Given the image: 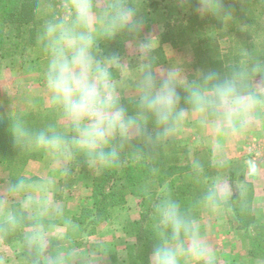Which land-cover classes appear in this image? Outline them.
Returning a JSON list of instances; mask_svg holds the SVG:
<instances>
[{
	"label": "clouds",
	"instance_id": "clouds-1",
	"mask_svg": "<svg viewBox=\"0 0 264 264\" xmlns=\"http://www.w3.org/2000/svg\"><path fill=\"white\" fill-rule=\"evenodd\" d=\"M144 3L63 0L58 5L48 0L37 44L44 58L45 101L63 126L49 123L31 130L13 113L11 126L18 144L44 149L65 164L82 156L100 174L119 168L125 156L135 160L145 148L179 136L192 115L201 126L210 125L218 133L235 131L252 108L264 103V96L250 89L246 69L224 79L206 72L189 80L179 64L158 68V39L142 35L147 27ZM201 7L221 11L218 3L209 0H201ZM117 38L129 44L135 63L106 49V43ZM257 87H264V82ZM220 149L217 143L214 151ZM63 171L66 174L67 167ZM26 190L23 180L9 188L13 193ZM227 192V188L210 191L202 201L204 207L221 210ZM34 202L39 201L29 195L26 203ZM153 215L155 243L149 264H217L201 226L170 193H163L153 205ZM8 223L15 227L17 217L10 213Z\"/></svg>",
	"mask_w": 264,
	"mask_h": 264
},
{
	"label": "crops",
	"instance_id": "crops-1",
	"mask_svg": "<svg viewBox=\"0 0 264 264\" xmlns=\"http://www.w3.org/2000/svg\"><path fill=\"white\" fill-rule=\"evenodd\" d=\"M143 15L147 27L142 35L155 36L158 39L156 49L158 68L168 69L179 64L189 80L198 79L194 68L195 62L193 59L189 60L191 57L184 60L180 47L173 48L170 43H161L162 35L166 31L165 19L173 22L172 18L167 17L163 0H145ZM105 47L108 51L121 53L130 63L136 62L135 57L129 55L130 46L126 41H120L117 38L107 42ZM158 49H161V56L157 55ZM43 65L44 58H38L26 63L24 71L14 70L12 67L7 68L6 71L1 69V101L3 102L2 99L15 101L17 111L24 101L40 102L47 106L43 89ZM258 84V82L252 84L254 92L258 96H264V90L257 87ZM127 98L126 92L125 99ZM20 102L23 103L19 104ZM56 119L57 127H62L63 122L58 115ZM169 142L174 144V162L179 164L187 162L192 167L199 164V168L207 165L210 173L214 171L207 179L210 191L228 189L227 201L221 210L213 212L202 205L196 220L201 226L205 241L217 255V264H264V236L258 244L262 248L256 247L255 241L258 231L264 232V103L252 108L242 125L235 131L225 130L223 133H218L210 125L201 126L198 117L192 115L182 134ZM217 143L221 145L219 152L214 151ZM47 154L42 160L29 161L22 170L21 176H10L0 163V223L8 221L9 214H13L16 206L23 207L27 215H30L32 222L33 217H39L38 222L26 227L22 232L23 243L25 241L32 246L34 261L25 258L22 252L15 248L17 243L14 245L6 243L0 234V264H122L124 257H120L126 252L127 246L133 245L132 237L126 235L124 243L125 241L128 243L124 248L117 249L115 253L113 251L105 253L104 250L108 251L110 246H118L117 243L111 241V238L99 239L109 236L113 232L112 229H118L124 233L126 223L140 219L137 207L133 205L135 197L128 196L124 206L112 210L119 218L118 220L108 219L107 223L97 228L98 233L86 234L87 239L83 244L75 246L76 244L69 239L68 226L58 219H63L64 213L67 214L71 206L73 207L75 188H79L78 183L72 181L67 188L64 176H58L59 171L51 170V164L48 165L51 162L54 165L60 158ZM60 161L63 165V160ZM218 161H224V163ZM72 162L74 163L73 160L68 163ZM235 166L240 169L237 171ZM61 178L62 199L55 195L59 192L53 191L51 187L36 191L35 186L40 188L43 183L44 186L46 183H51L52 187L59 188ZM19 180L25 182L27 190L20 193L9 191L10 186ZM244 185H250L252 188L250 202L252 221L241 226V217L237 216L239 213L237 211L236 214L234 208L237 209L241 199H244ZM80 188L89 190L91 186H80ZM29 195L34 200H38V203H34L42 208L34 216L31 212L33 208L30 209L34 203H26ZM77 195L78 198L82 197ZM60 202L62 204H59ZM83 203L82 197V201L78 202L77 206L80 208ZM56 207H59V212L55 211Z\"/></svg>",
	"mask_w": 264,
	"mask_h": 264
},
{
	"label": "trees",
	"instance_id": "trees-1",
	"mask_svg": "<svg viewBox=\"0 0 264 264\" xmlns=\"http://www.w3.org/2000/svg\"><path fill=\"white\" fill-rule=\"evenodd\" d=\"M47 2L48 0H0V53L5 51L4 46L9 41L4 36L6 24L15 25V38L19 39L23 47L36 45L41 15ZM163 2L167 17H174V20L170 22L165 19L166 31L161 38L162 44L170 43L173 48L191 46L196 57L194 67L202 73L215 72L220 79H224L240 69H246L248 85L253 91L254 80L264 82V0H209L210 3L221 6L218 13L204 11L201 0ZM206 25H213L220 39L229 38L230 52L221 53L217 42L206 37ZM160 52L161 49H158V56L162 55ZM11 124V117L0 108V163L13 169L22 168L37 158L29 146L16 142ZM173 148L174 144L169 141L145 148L137 159L125 156L121 163L125 165L98 174L91 184L92 208L83 207L79 219L84 220L95 209V223H100L110 218L113 208L125 204L127 196L139 197L143 202L150 197L154 205L167 192L181 204L183 210L197 220L202 201L210 192L207 179L212 173L207 165L192 169L187 164L174 162ZM109 183H113V186L106 193L105 188ZM149 184L155 185L158 191H150ZM245 187L244 199H241L237 209L234 208L236 214L237 211L239 213L237 216L241 217V226L252 221V188L250 185ZM13 214L18 220L15 227L8 221L0 223V234L11 245L18 240L23 229L32 225L25 214L20 212L19 206L15 207ZM155 225L151 202L142 204L140 220L128 224L131 228L130 237L137 244L135 260L140 264H144L155 243ZM263 236L264 234L257 233L256 247L262 248L258 244Z\"/></svg>",
	"mask_w": 264,
	"mask_h": 264
},
{
	"label": "rangeland",
	"instance_id": "rangeland-1",
	"mask_svg": "<svg viewBox=\"0 0 264 264\" xmlns=\"http://www.w3.org/2000/svg\"><path fill=\"white\" fill-rule=\"evenodd\" d=\"M54 2L59 5L60 3L63 2V0H55ZM44 10H45V8H44ZM172 19L174 20V17H172ZM14 28H15V25H12V24L11 25L6 24L4 26V36H5V39H6V37H8L9 41H7V43L4 46L5 51L0 53V70L2 69L3 71H6L7 68H11V67L14 70H18V71L23 70L24 71L25 70L24 66L26 65V63H29L30 60L38 59V58L43 59V56H42V54L39 50L38 44H37V40H36V45L34 47H26V48L23 47V44L19 43V39L15 38L16 30ZM204 32H205V35L207 38L217 42L221 53L226 54V53L230 52L231 42L229 41V38L220 39L217 36L218 33H217V31L213 25H206L204 27ZM12 44H14V45H12ZM16 44H18L17 48H16ZM180 53L182 54L181 55L182 59L188 60V58L191 57L189 60L193 59V61L196 62L195 52L191 46H189V45L181 46L180 47ZM1 54L3 57L1 56ZM195 70H196L197 76L200 73H202V71L200 69L195 68ZM254 82L259 83L258 80H254L252 82V84ZM260 88L262 90H264L262 87H260ZM1 96H2V91L0 89V108L2 109V111L8 117H11V115L13 113L19 115L24 120L26 126L29 129L39 130L41 128L46 127L49 123H55L57 125V122H56L57 121V119H56L57 115L55 113H53L48 108V106H45L43 103H40V102L30 103V102H26V101H24V103L20 102L19 104L23 103V105L22 104L19 105V107H18L19 109L17 111L15 101H12L9 99H7L5 101V99H2L3 100V102H2ZM29 149L32 152H34L36 155L37 159L33 160V161H37L39 159L42 160L43 158H45V156L48 155L47 154L48 152L44 149L34 148L31 146H29ZM174 158H175V156H174ZM60 160L61 159H58V161H57L58 163L56 162L54 165L52 164V162L48 163V165L51 164L50 165L51 170L59 171L58 176H64V178H65L64 182H65V186H67V188H69V183L72 181H76L78 183L77 186L79 188H75L76 192H75V197H74L75 201L73 203V207L71 206L70 211H68L67 214L64 213L63 219H58V221H61L66 226H68L69 239L72 240L74 242V244H76L75 246H79V245H82L83 242L87 239V238H85L86 234L90 233V235H94V234L98 233L97 228H100L105 223H107L106 221H108V219L103 221V222H100V223H95V221H96V219H94L96 216L95 209L92 211L91 214H87L89 216H87V218L85 217L84 220L79 219V217L81 216L82 208L83 207L92 208V203H93V200L91 199L92 189L90 188L88 190L87 188H84V189H87V190H84V189H81L80 186L81 187L82 186L83 187L84 186L85 187L91 186L93 180L98 176V174L94 170H92L91 168L88 167V165L86 164V162L82 156H77L76 158H74L73 159L74 163L72 162L71 164L70 163L65 164V162L63 161V165H62V161H60ZM182 164H187L192 169L196 168V167H192L187 162H184ZM2 165L4 166V168L6 169V172L10 176H21L22 170L25 167V166H23L22 168L17 167L15 169H13L11 166L7 167L4 164H2ZM123 165H125V163ZM123 165H121V167ZM65 167H67V169H68L66 174L63 171V169ZM235 169L238 171L240 168L238 166H235ZM73 177L75 179H73ZM90 177H92V178H90ZM59 183H60L59 188H56V187L54 188V187H52L51 183H46V190L48 188L50 189V187L52 188L53 191L57 190L56 192H59V193H55V195H57L59 197V199H62V178L59 181ZM116 185L118 186V183ZM112 186H113V183H109L108 186L105 188L106 189L105 191H109L112 188ZM35 188H36V191L41 190V189L42 190L45 189L44 183H43V185H41L40 188H38L37 186H35ZM244 189H246L245 185H244ZM149 190L152 192L158 191L157 187L155 185H152V184H149ZM76 193L79 194V196H82L84 198V203L80 208L77 205H78V202L82 201V197L78 198V195ZM84 196H86V197H84ZM127 197H126V199H127ZM132 197L137 198V199L134 198L135 200L133 199V202H134L133 205H135V207H137L139 214L141 213L142 204L146 205V204L151 202V206H153V203H152L153 200H150V197L146 198L144 202L139 197H136V196H132ZM126 199H125V204H126ZM45 203H46V201H45ZM59 204H62V202H60ZM125 204H123L122 206H124ZM118 208H120V206H117L113 209L117 210ZM30 209H32L31 212H33L32 214L34 216V214L39 213L42 208H39L34 203V205L30 206ZM19 210L21 213L25 214V218L27 220L32 222V219L29 218L30 215L29 214L27 215V213L23 209V207L19 206ZM113 211L112 210L110 211L109 220H111V221L114 219L118 220L119 218L116 215H114L115 213ZM65 214L68 216L66 217ZM38 218L39 217H33L34 221L32 222V224L38 222ZM70 218H71V220H70ZM129 223L130 222L125 224L124 233H122V231H119L118 229H112L113 232L110 233L109 236L103 237V239H99V240H109L111 238V241L118 244V246H114V247L110 246L108 251L104 250L105 253L111 252V251H113L115 253L117 249H119V248L122 249L126 246V243H128V241H125V243H124L125 237H126V235L130 236V234H131V228L128 227ZM23 230H22V232H23ZM22 232H20V234L18 236V240L15 241V243H17V246L15 245L16 246L15 248H18L17 250L22 252V255L25 258L34 261V258L32 256L33 255L32 246L25 241L23 243L24 236L22 235ZM258 232L264 234V232L261 230H259ZM95 238L97 239L98 237L96 236ZM131 239H133V242H134L133 245L127 246V249L125 252L126 254L123 253L120 257V258L124 257L122 264H140L139 262H137L135 260L136 252H137L136 241L133 237ZM124 251H125V249L123 250V252ZM148 257H149V255H148ZM148 257H147V259L144 260V264H149Z\"/></svg>",
	"mask_w": 264,
	"mask_h": 264
}]
</instances>
